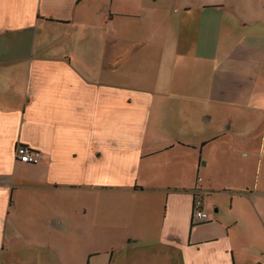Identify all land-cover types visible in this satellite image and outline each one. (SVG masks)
<instances>
[{
	"label": "crops",
	"instance_id": "obj_1",
	"mask_svg": "<svg viewBox=\"0 0 264 264\" xmlns=\"http://www.w3.org/2000/svg\"><path fill=\"white\" fill-rule=\"evenodd\" d=\"M135 248L264 264V0H0V264Z\"/></svg>",
	"mask_w": 264,
	"mask_h": 264
},
{
	"label": "built area",
	"instance_id": "obj_2",
	"mask_svg": "<svg viewBox=\"0 0 264 264\" xmlns=\"http://www.w3.org/2000/svg\"><path fill=\"white\" fill-rule=\"evenodd\" d=\"M16 159L25 163H38L41 158V152L25 144L17 145L15 149ZM210 219V214L205 208L204 193L197 190L194 196L193 204V222L202 223Z\"/></svg>",
	"mask_w": 264,
	"mask_h": 264
},
{
	"label": "rangeland",
	"instance_id": "obj_3",
	"mask_svg": "<svg viewBox=\"0 0 264 264\" xmlns=\"http://www.w3.org/2000/svg\"><path fill=\"white\" fill-rule=\"evenodd\" d=\"M140 249L145 248L140 247ZM140 249L135 248V252H85V264H88V261H91V264H145V252H138ZM158 264L165 263L158 262Z\"/></svg>",
	"mask_w": 264,
	"mask_h": 264
}]
</instances>
